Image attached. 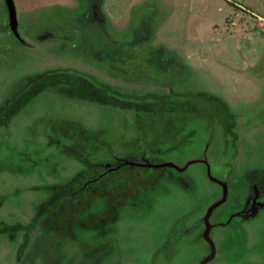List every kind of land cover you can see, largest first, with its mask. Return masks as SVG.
<instances>
[{"label":"rangeland","instance_id":"374dc122","mask_svg":"<svg viewBox=\"0 0 264 264\" xmlns=\"http://www.w3.org/2000/svg\"><path fill=\"white\" fill-rule=\"evenodd\" d=\"M14 2L0 107L34 95L0 126V264H200L222 196L205 164L106 169L205 156L229 187L212 222L263 193L213 228L208 264H264V0Z\"/></svg>","mask_w":264,"mask_h":264},{"label":"water","instance_id":"95a60500","mask_svg":"<svg viewBox=\"0 0 264 264\" xmlns=\"http://www.w3.org/2000/svg\"><path fill=\"white\" fill-rule=\"evenodd\" d=\"M5 3H6L7 8H8L9 25L11 27V30L16 35V37L20 39L21 35L19 32V21H18V17H17L15 2H14V0H5ZM196 162L204 163L206 165L208 178L210 180L216 182V183H219L223 187V195H222L221 199H219L218 201L214 202L212 205L209 206L207 213L205 215V219H204L205 224H206V230L203 233V236H204L205 240L210 245V253L201 260L200 264H206V263L210 262L211 260H213L215 255H216V244L210 235V231H211V228L217 224H211L210 223V220H209L210 216L216 207L220 206L221 204L226 202V200L228 199V184L225 181H223V180L217 178L215 175H213L212 167H211L209 160L207 158L190 160L184 166H179L173 162H163V163H159V164H151L149 162L135 163V162L123 160L121 162V164H119V166L116 168H119L120 166H122L124 164H131V165L148 166V167H173L179 171H184L189 167V165L196 163ZM229 222H230V220L226 223H220V225H225Z\"/></svg>","mask_w":264,"mask_h":264},{"label":"trees","instance_id":"16d2710c","mask_svg":"<svg viewBox=\"0 0 264 264\" xmlns=\"http://www.w3.org/2000/svg\"><path fill=\"white\" fill-rule=\"evenodd\" d=\"M68 76H69V74H68ZM55 80L58 83L62 82V83L67 84L69 86V83L67 80H61L60 78H57V77L54 79L47 80V78H45L42 75H40L38 77H31L30 84H31L33 89H39V88L45 86L46 83H48L50 81H55ZM79 81H80V83H83L84 81H86V79L81 78ZM87 83L89 84V82H87ZM87 87H88V85H87ZM87 87H84V88H87ZM64 89H66V87H64ZM88 89H90V88H88ZM69 92L73 93L72 91H69ZM33 93L34 92H31V91L28 92L27 94L16 92L11 98H9L6 101L5 105L0 107V126L5 125V123H9L10 119L12 118L13 115L16 114L17 110L20 109L23 105H25L32 98V96L34 95Z\"/></svg>","mask_w":264,"mask_h":264},{"label":"flooded vegetation","instance_id":"af4514ba","mask_svg":"<svg viewBox=\"0 0 264 264\" xmlns=\"http://www.w3.org/2000/svg\"><path fill=\"white\" fill-rule=\"evenodd\" d=\"M10 30H11V27H10ZM11 32H12V34H14L13 33V31L11 30ZM21 35V34H20ZM14 36L16 37V35L14 34ZM17 38V37H16ZM21 41L22 43H24V44H26V41H24V39L22 38V36H21V38L19 39L18 38V41ZM149 108V107H148ZM204 158H207V156H205ZM208 159V158H207ZM123 161V160H122ZM122 161H120V164H121V162ZM145 163V162H144ZM124 165H127V164H124ZM128 165H131V164H128ZM119 166V164L116 166V167H118ZM123 166V165H122ZM122 166H120V167H122ZM190 166V165H189ZM206 166V165H205ZM116 167H111V168H107L106 169V172L108 171V172H112V171H114V170H118L119 168H116ZM146 167H148V166H146ZM212 167V166H211ZM116 168V169H115ZM160 168V167H159ZM170 168H173V167H170ZM173 169H176V168H173ZM177 170V169H176ZM187 170V169H186ZM185 171V170H184ZM107 172V173H108ZM183 172V171H182ZM213 173V172H212ZM206 175H207V169H206ZM214 175V174H213ZM208 177V176H207ZM212 181V180H211ZM227 183V182H226ZM217 184H219V183H217ZM220 185V184H219ZM253 186H255V185H253ZM220 187L222 188V195H223V187L220 185ZM262 195H263V193H262V190H259L257 187H256V190H255V193L253 194V196H251L250 197V201H249V203H248V206H247V208H245V209H240V210H236V211H234L230 216H229V218L226 220V221H217V222H212L211 221V216H212V214H213V212H214V210H216V208H218V207H216L214 210H213V212H212V214H211V216H210V223L211 224H217V225H214L212 228H211V231H210V235H211V232H212V230H213V228L214 227H216V226H220V223H226V222H228L229 220H230V222L229 223H227V224H231L232 222H233V220L236 218V217H238L240 214H248V215H251L252 213H254L256 210H257V208H258V206H261L262 204H261V200H262ZM228 196H229V187H228ZM222 197V196H221ZM221 199V198H220ZM228 200V199H227ZM226 200V201H227ZM218 201V200H217ZM225 203V202H224ZM223 203V204H224ZM212 205V204H211ZM222 205V204H221ZM220 205V206H221ZM209 208V207H208ZM208 208H207V210H208ZM207 210H206V212H205V214H204V216H203V218H202V220H201V222H202V226H203V231H202V233H201V238H203L204 240H205V238H204V236H203V233L205 232V230H206V224H205V215H206V213H207ZM221 226H223V225H221ZM206 241V240H205ZM215 242V241H214ZM206 243L208 244V246H209V249H210V245H209V243L206 241ZM216 244V243H215ZM209 253H210V251H209ZM216 256H217V246H216V255H215V257H214V259L216 258ZM213 259V260H214ZM213 260H211V261H213ZM210 261V262H211ZM201 262V261H200ZM209 263V262H208ZM208 263H206V264H208Z\"/></svg>","mask_w":264,"mask_h":264}]
</instances>
